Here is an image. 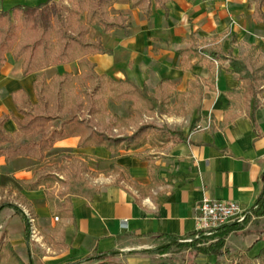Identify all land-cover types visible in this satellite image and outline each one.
I'll return each mask as SVG.
<instances>
[{
    "label": "crops",
    "instance_id": "crops-1",
    "mask_svg": "<svg viewBox=\"0 0 264 264\" xmlns=\"http://www.w3.org/2000/svg\"><path fill=\"white\" fill-rule=\"evenodd\" d=\"M46 1L0 0V11ZM52 1L70 6L68 1ZM257 4L258 0H171L168 15L154 7L148 20L143 12L130 8V0H117L110 14L129 18L128 33L118 29L104 34L96 25L91 26L88 38L101 39L104 48L111 51L89 57L99 76L118 82L129 80L139 89L147 87L152 94L161 82L168 81L174 87L171 107L178 106V94L183 97V107H191V98H197L192 84L202 87L208 97L203 99L200 113L194 111L186 117L153 113L130 128L153 124L175 130L186 125L177 130L183 134L182 141L113 154L105 148L80 149L79 138L71 137L56 143L43 162L0 158V194L9 195L13 204H20L33 217L40 236L32 241L40 242L47 255H52L46 263L77 264L99 255L122 264H179L168 259L173 251L167 255L153 251L170 244L172 238L179 241L197 232V210L203 199L235 202L243 211L252 210L264 188V94L259 96L260 107L255 113L230 110L229 94L239 88L240 79L229 72V63L214 61L211 65L205 61L197 66L195 56L184 59L180 52L191 47L194 33L198 49L214 47L226 55L242 57L256 47L257 58L264 61V23L254 18ZM81 22H86L85 16ZM22 64L23 60L9 54L0 70V120L8 117L3 130L17 144L39 136L37 131L31 135L18 132L14 118L23 117L14 94L24 91L36 104L37 77L44 74L49 82L57 75H80L78 64L73 63L24 77ZM125 103H129L131 113L129 101L119 106ZM129 117L133 115L123 118ZM225 120L229 124L225 125ZM114 132L119 134L116 129ZM74 159L87 165L93 179L88 187L75 188V192L72 186L62 189L70 200L72 217L59 218L48 201L49 194L63 193L61 186L37 191L1 187L4 174L20 181L32 180L45 168L52 172L62 170L64 164L72 167ZM112 166L119 174L113 173ZM59 200L63 203L65 199ZM124 219L128 220L127 230L120 228ZM260 233L246 229L235 232L227 239V246L235 253L252 248L249 256L255 258L264 248V241L258 243ZM1 236L17 253L28 251L24 225L12 209L0 214ZM28 258L30 261V254Z\"/></svg>",
    "mask_w": 264,
    "mask_h": 264
},
{
    "label": "trees",
    "instance_id": "trees-1",
    "mask_svg": "<svg viewBox=\"0 0 264 264\" xmlns=\"http://www.w3.org/2000/svg\"><path fill=\"white\" fill-rule=\"evenodd\" d=\"M68 1L70 6L54 3L48 0L37 6L18 5L9 11H0V70L6 62V56L12 54L15 60H23L22 73L24 77L42 72L54 66L71 65L77 63L80 75L66 73L57 75L47 81L44 74L34 82V93L37 99L32 104L30 97L24 91L14 94L15 105L23 119L14 118L18 132L22 135H31L37 131L38 139H29L17 144L14 138L7 136L3 125L8 117L0 120V158L7 161L17 158H29L43 162L46 153L52 151L59 141L67 138H79V148H105L113 154L121 151H138L146 145L156 146L158 143L168 144L183 140L181 131L171 130L168 127L145 125L139 127L132 135H125L123 131L137 126L138 121L145 115L158 113L167 115L190 116L194 111L201 112V103L207 95H203V88L192 84L197 91V98H191V107H183V97L176 96L178 106L171 107L174 96V87L170 82H161L155 94L147 87L139 89L129 80L115 81L107 76L96 73V64L89 60L90 56L106 55L111 51L104 48L101 39L92 41L88 38L91 26L99 27L104 34L115 30H124L126 33L131 26L129 18L121 15L112 17L110 9L117 0H62ZM171 0H130L132 10H140L148 20L151 19L153 8H159L169 14L168 3ZM264 0H258L254 18L264 23ZM86 18V22L81 20ZM192 45L189 49L180 52L182 58L195 56L197 66L205 61L214 65V61L229 63V72L237 74L240 86L229 94V109L234 111H255L260 107L259 96L264 94V61L257 58L258 48H251L242 57L226 55L214 47L198 49L195 34L191 35ZM20 100V101H19ZM120 105L124 101L131 103L130 111L133 117L123 118L112 115L108 109V102ZM86 114L89 119H81ZM60 115H69L61 119ZM253 119V117H252ZM56 124V122H58ZM224 124L229 122L226 120ZM39 129V130H38ZM118 135H113V130ZM62 169H66L62 166ZM45 168L36 172L32 180H16L8 174L2 176L1 187H10L12 190L37 191L41 187H53L56 183L63 186L67 182L59 180L56 175ZM86 170L84 166H76L70 174L73 188H81V174ZM111 170L119 174L116 167ZM66 194H49L48 201L61 219L72 217L69 198ZM59 199H65L60 202ZM5 209H12L24 225V237L30 261L24 262L12 245L0 237V264H38L32 254L35 245L31 238L30 222L18 206L2 202L0 214ZM257 218L264 220V188L250 211ZM256 227L259 222H256ZM244 226L239 223L227 225L214 231L210 238L195 240L198 233L177 241L172 238L170 244L156 248L153 253L167 255L174 248L178 251L194 250L197 255L215 257L213 264H264V248L255 258L249 256L250 248L244 253H235L227 246V239L235 232L242 231ZM259 242L264 241V221ZM211 241V244H209ZM108 256L94 255L85 258L77 264H122L108 259ZM197 264V263H190Z\"/></svg>",
    "mask_w": 264,
    "mask_h": 264
},
{
    "label": "rangeland",
    "instance_id": "rangeland-1",
    "mask_svg": "<svg viewBox=\"0 0 264 264\" xmlns=\"http://www.w3.org/2000/svg\"><path fill=\"white\" fill-rule=\"evenodd\" d=\"M59 4H63L64 6H67L66 4L60 2ZM97 29H99V27H96ZM115 106H117L118 108L120 107V109H117ZM109 107H111L110 111L112 114H116L118 113L117 115L119 116H122V117H127V116H132V114L129 112V103H125L124 105H115L113 104L112 102H109ZM69 115H63L61 116L60 118L61 119H66L68 118ZM80 118L81 119H89V116H87L86 114H81L80 115ZM58 124V123H56ZM186 125H179L175 128V130H182L183 127H185ZM137 129H130L129 131L127 130H124L123 131V134L125 135H132ZM113 133V132H112ZM114 135H118L117 133H113ZM86 164L85 163H82V161H79L76 162V160L74 159V163L72 165V167L70 166V164H64L63 166H65L66 169H57L56 171H52L56 177L63 181V182H67V185L63 186L61 184H58L56 183L55 185H58V186H61V191L60 192H63L62 189L66 188L69 186H72L71 184V181H70V174L74 171V168L76 166H85ZM87 166V165H86ZM85 166V167H86ZM81 177H82V186L81 188H86L89 186V182H91V180L93 179V176L87 171V168L85 171H83V173L81 174ZM54 185V186H55ZM53 186V187H54ZM67 191L68 188H67ZM74 192H75V188H74ZM64 193V192H63ZM2 202H8V203H11L13 204L14 201L9 199V195H6L5 193L3 194H0V204ZM16 205V204H14ZM20 204L16 205L18 206L21 210H23V212L25 213L26 215V212L25 210L23 209L22 206H19ZM31 216V215H30ZM28 218V217H27ZM31 218L33 219V217L31 216ZM29 220V219H28ZM263 219H259L257 218L254 214H250L249 216H247V218L245 219V221L243 223H240L241 225L244 226V229L246 230H258V232H261L262 230V226H263ZM30 222V221H29ZM256 222H259V226L256 227ZM31 225V229H32V224L30 223ZM3 232V231H1ZM32 233V231H31ZM40 236V234H37L36 238L38 239V237ZM31 238H32V234H31ZM200 238H210V235H206V234H198L196 237H195V240H198ZM36 240V239H35ZM212 242H215V241H211L209 244H211ZM35 245L32 246V255L34 256V259L37 260V263L38 264H52V263H46L45 262V259L47 257H52V255H47V250L42 247L43 245L39 242V244H37L36 242H34ZM26 262H29V258H28V251H23V252H19L18 253ZM174 254L172 257H169L168 259L170 260H174L176 261L177 263L179 264H190V263H197V264H213L215 263L216 261V258H211V257H204L202 255H197L196 252L194 250H184V251H178L177 248H174L173 249V253ZM109 260H112V261H115L113 258H108ZM117 262V261H116Z\"/></svg>",
    "mask_w": 264,
    "mask_h": 264
},
{
    "label": "built area",
    "instance_id": "built-area-1",
    "mask_svg": "<svg viewBox=\"0 0 264 264\" xmlns=\"http://www.w3.org/2000/svg\"><path fill=\"white\" fill-rule=\"evenodd\" d=\"M227 1V0H226ZM27 214L32 224V238L36 239L37 231L34 227V220ZM251 212L243 211L235 202L203 199L197 210V232L198 234L211 235L214 231L234 223H243ZM120 228L127 230L128 220L120 221Z\"/></svg>",
    "mask_w": 264,
    "mask_h": 264
}]
</instances>
